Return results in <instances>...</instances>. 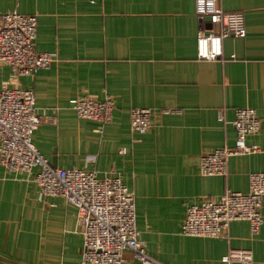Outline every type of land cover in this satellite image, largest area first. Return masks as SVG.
<instances>
[{
    "label": "crops",
    "instance_id": "0c3cea01",
    "mask_svg": "<svg viewBox=\"0 0 264 264\" xmlns=\"http://www.w3.org/2000/svg\"><path fill=\"white\" fill-rule=\"evenodd\" d=\"M220 3L244 14L247 36L226 38L223 56L207 61L197 57L196 0H0V14L36 15V51L56 54L17 83L34 92L36 149L53 167L119 175L134 192L136 227L154 264H240L222 260L231 249L252 250L264 264V224L257 235L244 220L226 238L182 234L189 205L248 192L250 173L264 172V0ZM12 76L0 62V90L16 85ZM83 95L114 102L100 132L71 107ZM238 107L258 112L261 128L248 143L260 152L231 156L226 176L201 175L205 155L234 146ZM132 108L152 110L148 132L131 130ZM38 170L0 165V264H82L77 209L40 194ZM123 258L132 264L130 251Z\"/></svg>",
    "mask_w": 264,
    "mask_h": 264
},
{
    "label": "built area",
    "instance_id": "2783aa9c",
    "mask_svg": "<svg viewBox=\"0 0 264 264\" xmlns=\"http://www.w3.org/2000/svg\"><path fill=\"white\" fill-rule=\"evenodd\" d=\"M220 1L196 0V13L201 19L197 33L200 60L221 58L226 38L247 36L244 14L225 11ZM208 23L211 29L207 28ZM215 25L219 30L214 29ZM36 30V15H24L15 10L0 14V62L11 67V80L16 84L0 90V165L7 171L26 173L38 167L33 181L40 194L61 197L76 207L82 235V264H122L124 251L132 253V264H154L156 261L146 251L136 227L134 192L119 175L110 173L98 177L95 171L53 167L36 149L32 135L41 119L36 112L34 92L17 83L21 76L34 75L56 61L54 52L36 51ZM71 107L79 118L97 122L100 132L112 119L114 102L108 95L102 100L83 95L74 100ZM235 114L234 146L205 155L199 165L201 175L226 176L231 156L260 152L258 145L248 143V137L261 128L257 110L238 107ZM151 115L150 108H132L129 112L131 130L139 135L148 132L152 126ZM120 153L125 150L121 149ZM263 198L264 172L250 173L248 192L228 190L219 199L189 205L182 234L226 238L230 224L244 220L249 222L251 233L257 235L264 224ZM222 260L255 264L253 251L249 249H231Z\"/></svg>",
    "mask_w": 264,
    "mask_h": 264
}]
</instances>
